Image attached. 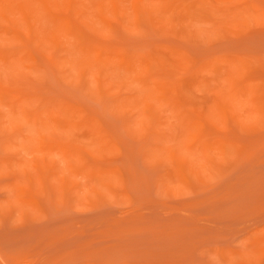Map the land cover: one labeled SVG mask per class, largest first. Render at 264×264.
Segmentation results:
<instances>
[{
	"label": "rangeland",
	"instance_id": "374dc122",
	"mask_svg": "<svg viewBox=\"0 0 264 264\" xmlns=\"http://www.w3.org/2000/svg\"><path fill=\"white\" fill-rule=\"evenodd\" d=\"M0 264H264V0H0Z\"/></svg>",
	"mask_w": 264,
	"mask_h": 264
},
{
	"label": "bare ground",
	"instance_id": "6f19581e",
	"mask_svg": "<svg viewBox=\"0 0 264 264\" xmlns=\"http://www.w3.org/2000/svg\"><path fill=\"white\" fill-rule=\"evenodd\" d=\"M52 37H53V36H51V37H48V38H49V39H52ZM52 41H53V40H52Z\"/></svg>",
	"mask_w": 264,
	"mask_h": 264
}]
</instances>
